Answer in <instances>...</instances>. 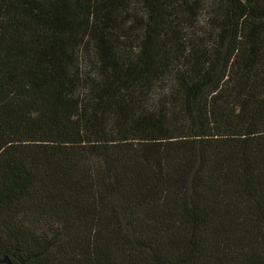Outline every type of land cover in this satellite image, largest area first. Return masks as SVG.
Listing matches in <instances>:
<instances>
[{"label":"trees","instance_id":"1","mask_svg":"<svg viewBox=\"0 0 264 264\" xmlns=\"http://www.w3.org/2000/svg\"><path fill=\"white\" fill-rule=\"evenodd\" d=\"M3 257L264 264V0H0Z\"/></svg>","mask_w":264,"mask_h":264},{"label":"water","instance_id":"2","mask_svg":"<svg viewBox=\"0 0 264 264\" xmlns=\"http://www.w3.org/2000/svg\"><path fill=\"white\" fill-rule=\"evenodd\" d=\"M0 264H11L7 257H3L0 259Z\"/></svg>","mask_w":264,"mask_h":264},{"label":"rangeland","instance_id":"3","mask_svg":"<svg viewBox=\"0 0 264 264\" xmlns=\"http://www.w3.org/2000/svg\"><path fill=\"white\" fill-rule=\"evenodd\" d=\"M80 63H81V67L83 68V63H85V58L83 57V55H80V59H79Z\"/></svg>","mask_w":264,"mask_h":264}]
</instances>
